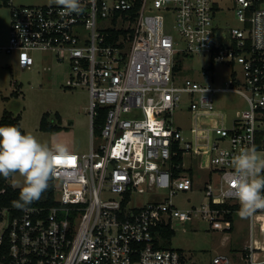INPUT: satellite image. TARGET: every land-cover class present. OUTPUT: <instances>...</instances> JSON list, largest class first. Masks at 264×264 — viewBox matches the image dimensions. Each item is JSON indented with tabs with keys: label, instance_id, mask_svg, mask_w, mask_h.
<instances>
[{
	"label": "built area",
	"instance_id": "1",
	"mask_svg": "<svg viewBox=\"0 0 264 264\" xmlns=\"http://www.w3.org/2000/svg\"><path fill=\"white\" fill-rule=\"evenodd\" d=\"M80 3V14L54 3H10L9 35L0 49L26 68L38 50L68 61L67 86L89 88L91 139L86 151L69 149L74 161L56 165L55 204L0 207V244L9 245L0 264H191L167 231L195 216L232 221L228 215L240 205L230 186L231 157L250 146L264 154V0H232L229 9L242 25L225 21L219 0ZM202 53L206 77H180L178 55ZM216 61L229 66L221 82L208 75ZM229 91L242 94L248 107L235 109L227 123L228 109L215 102ZM184 94L191 136L172 118ZM100 106L107 110L96 134ZM193 152L217 175L205 182L207 203L182 207L172 196L195 190ZM249 225L242 264H264V210ZM209 264L236 263L223 252Z\"/></svg>",
	"mask_w": 264,
	"mask_h": 264
},
{
	"label": "rangeland",
	"instance_id": "2",
	"mask_svg": "<svg viewBox=\"0 0 264 264\" xmlns=\"http://www.w3.org/2000/svg\"><path fill=\"white\" fill-rule=\"evenodd\" d=\"M11 2L16 5H44L52 0H0V45L5 44L9 35ZM225 21L242 25L235 13L230 10L232 0H219ZM182 44V43H180ZM33 67L20 65L15 53H7L0 49V118L5 109L15 114L21 113V125L26 134L34 135L41 143L50 147L60 143L69 149L86 151L90 148L91 115L89 112V88L86 83L77 87L67 86L71 67L68 61L57 60L51 51L38 50L34 52ZM178 55L179 76L204 78L203 66L208 62V55L196 54L188 59ZM186 61V66L183 62ZM208 75L214 82H221L229 75V66L222 61H216L214 70ZM16 90L17 92H13ZM180 106L172 112L175 125L183 127L185 136H191L190 125L193 114L190 111L187 95H183ZM216 107L228 109L226 122L231 121L235 109L248 107L244 96L238 92H221L217 95ZM59 112L61 119L53 118ZM49 112V121L59 124L58 131L43 130L40 127L42 115ZM205 121L206 118L202 117ZM100 137L96 135V145ZM193 167L190 170L195 175V190L179 191L172 200L182 207L207 203L204 185L206 180L214 181L217 172H211L202 166L201 156L193 152L191 157ZM214 177V178H213ZM16 181L21 186L23 178L18 174L10 178V183ZM164 189L160 193H165ZM150 199L147 194L139 197ZM239 210L234 211L232 221L228 218H218L210 221L204 217L195 216L190 221H175L171 246L180 248L191 264H209L217 253H228L236 264H242L241 255L250 237L249 218H241ZM232 224V228H229Z\"/></svg>",
	"mask_w": 264,
	"mask_h": 264
},
{
	"label": "clouds",
	"instance_id": "3",
	"mask_svg": "<svg viewBox=\"0 0 264 264\" xmlns=\"http://www.w3.org/2000/svg\"><path fill=\"white\" fill-rule=\"evenodd\" d=\"M52 3L61 6L66 14L83 11L80 0H52ZM69 155L64 144L50 147L30 133L22 134L15 125L0 126V175L9 178L18 174L23 178L22 186L13 182V187L20 188L19 199L12 202L13 206L25 209L38 201L56 174L57 158ZM230 166L234 169L230 186L240 205L239 216L249 218L264 210V154L255 146L242 147L231 157Z\"/></svg>",
	"mask_w": 264,
	"mask_h": 264
},
{
	"label": "trees",
	"instance_id": "4",
	"mask_svg": "<svg viewBox=\"0 0 264 264\" xmlns=\"http://www.w3.org/2000/svg\"><path fill=\"white\" fill-rule=\"evenodd\" d=\"M111 30H113V33H115V34L118 33V31L115 29H111ZM115 34L108 36L109 40L113 39V37L115 38ZM13 92H17V91L14 90ZM106 110H107V108L104 106H100L98 108L99 113L94 118V132L96 134L101 133V127H102V124L104 122ZM50 115L51 114L49 112H45L42 115L40 127L43 130L58 131L61 128V126L57 123L53 124L51 121H49L48 117ZM21 117H22V115L20 112L15 114L13 111H11L9 109H5L3 112V115L0 118V126L15 125L21 130L22 134H26V130L21 125ZM54 117H55V119H58V120L61 119V115L57 111L53 114V118ZM11 177L12 176H10L9 178H5L2 175H0V207L7 206V207H11L13 209H19V208L14 207L12 202L19 199L20 188L19 187H13V184L10 183V180H9ZM55 193H56V187H55L54 178H52L49 181V187L42 194L41 198L38 201L31 203L30 205L51 206V205L55 204V202H56ZM228 217H229V219H232V214H229ZM230 228H232V226ZM167 234L169 236H172L174 234V231L168 230ZM8 252H9L8 242H4V243L0 244V260L5 261V259L8 256Z\"/></svg>",
	"mask_w": 264,
	"mask_h": 264
},
{
	"label": "snow or ice",
	"instance_id": "5",
	"mask_svg": "<svg viewBox=\"0 0 264 264\" xmlns=\"http://www.w3.org/2000/svg\"><path fill=\"white\" fill-rule=\"evenodd\" d=\"M64 159H67L69 161H74L75 158L74 157H67V158H64ZM61 161H62V159L57 158V164L61 163Z\"/></svg>",
	"mask_w": 264,
	"mask_h": 264
},
{
	"label": "crops",
	"instance_id": "6",
	"mask_svg": "<svg viewBox=\"0 0 264 264\" xmlns=\"http://www.w3.org/2000/svg\"><path fill=\"white\" fill-rule=\"evenodd\" d=\"M10 180V179H9Z\"/></svg>",
	"mask_w": 264,
	"mask_h": 264
}]
</instances>
